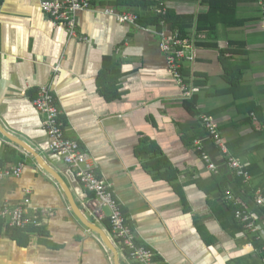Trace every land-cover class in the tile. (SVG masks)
<instances>
[{
  "label": "crops",
  "instance_id": "obj_1",
  "mask_svg": "<svg viewBox=\"0 0 264 264\" xmlns=\"http://www.w3.org/2000/svg\"><path fill=\"white\" fill-rule=\"evenodd\" d=\"M41 1L0 0V163H24L20 176L0 179V204L18 206L29 197L31 212H52L23 235L0 228V264H116L115 253L75 214L54 175L115 243L119 264H138L91 215L86 202L93 194L76 170L51 150L45 116L33 103L43 86L61 109L66 135L80 142L98 177L111 184L140 244L166 264H264L255 234L232 210L234 204L255 213L264 241V209L255 200L257 191L264 195L261 0H237V20L244 23L218 24L217 47L204 46L212 39L197 31L198 16L209 11L205 0H162L177 15L195 18L185 38L167 22L162 28L151 23L161 0H91L92 8L78 13L76 36ZM108 10L136 13L138 22H122ZM181 39L195 52L181 71L196 87L198 114L186 106L168 69L164 44ZM221 50L240 75L234 85L224 78ZM200 114L220 124L231 153L248 164V182L229 167ZM196 139L217 172L208 168Z\"/></svg>",
  "mask_w": 264,
  "mask_h": 264
},
{
  "label": "built area",
  "instance_id": "obj_2",
  "mask_svg": "<svg viewBox=\"0 0 264 264\" xmlns=\"http://www.w3.org/2000/svg\"><path fill=\"white\" fill-rule=\"evenodd\" d=\"M261 3L264 4V0H261ZM41 6L57 24L67 27V30L74 36L77 35L78 13L92 8L91 0H42ZM156 10L160 14H166L167 8L163 2H160ZM107 12L116 14L122 22L137 24L139 19V15L133 12L115 13L109 10ZM168 44H164V50L168 54L169 72L174 75L181 85L184 97L190 98L196 92V87L185 81L181 68L182 62L184 63L185 60H194V48L187 45L182 39L174 40L172 44ZM33 103L37 110L45 116L44 125L49 136L51 150L64 158L65 162L76 170L77 176L84 183L87 190L93 194L86 202L91 215L100 224L105 220H109L112 235L121 241L123 247L129 252L128 257L136 263L166 264L154 249L138 242L136 231L125 216L122 204L112 190L111 184L98 177L96 173L97 165L87 151L82 148L80 142L66 135L64 123L60 116L61 109L55 103L48 86L41 87L38 94L33 98ZM201 119L209 137L217 142L225 154L229 167L248 182L251 179V174L247 170L248 164L231 153L222 137L220 124L206 114L201 115ZM195 145L202 152L208 168L217 172L219 166L212 161L204 150L202 140L196 139ZM23 170L24 163L22 162L14 166H0V179L9 176H20ZM229 198H232V195H229ZM255 200L259 206L264 207V195L260 190L255 193ZM30 202V198L27 197L24 204L18 206H11L8 202L1 203L0 222L3 220L5 227L41 226L42 217L50 215L52 211L48 208L35 207L31 212ZM107 209L109 212L106 211ZM235 216L244 224L247 230L257 235L258 239L262 238L258 227V216L255 213L245 208H238L235 211ZM262 248L264 250V246Z\"/></svg>",
  "mask_w": 264,
  "mask_h": 264
},
{
  "label": "trees",
  "instance_id": "obj_3",
  "mask_svg": "<svg viewBox=\"0 0 264 264\" xmlns=\"http://www.w3.org/2000/svg\"><path fill=\"white\" fill-rule=\"evenodd\" d=\"M164 1V0H163ZM127 1L120 0V3H126ZM161 1H158V5H160ZM205 2L209 5V11L208 13H204L200 16H198V22H197V31L199 33H207V35L212 39V42H205L203 45L206 47H217L216 39L218 37L217 32V25L220 23H224L227 25H233L236 23H244V20L238 21L237 18V0H205ZM164 3V2H163ZM164 5L167 8L166 14H158L154 13L152 22L156 24L159 28H162V22H167L171 25V28L173 30H177L180 33L181 38L189 37L188 31L191 29L194 25L195 18L190 15H177L176 12L170 8H168V5L164 3ZM234 19V21H233ZM221 53L223 54V61L225 64L226 74L224 75L225 80L229 83V85H234L238 82L240 75L234 73L233 71H236L234 69V66L231 67L229 65V56L226 55L227 51L221 50ZM226 56V57H224ZM232 59L230 58V61ZM183 72V71H182ZM184 75V74H183ZM185 81H187L185 79ZM195 94V93H194ZM194 97L186 98V106L190 109V111L194 114H198V110H196V99L195 95ZM203 115V114H200ZM0 166H3L2 163H0ZM248 170V167H247ZM253 194V192H251ZM242 208L237 205L232 204V210L233 213H235L236 209ZM264 209V207H263ZM236 220V219H235ZM237 222H239L237 220ZM105 227L108 229V231L112 232L111 225L109 221H104ZM4 221L1 220L0 222V228H3L5 226ZM244 226V224H243ZM11 232H15L16 234L23 235L24 233H27V231L35 230V226H29L26 228H17V227H6ZM39 228V227H38ZM254 240L256 243V246L261 248L264 246V241L257 238V235H254ZM120 242L119 240H117ZM123 246V245H122ZM124 253L129 256V252L126 248H122Z\"/></svg>",
  "mask_w": 264,
  "mask_h": 264
},
{
  "label": "water",
  "instance_id": "obj_4",
  "mask_svg": "<svg viewBox=\"0 0 264 264\" xmlns=\"http://www.w3.org/2000/svg\"><path fill=\"white\" fill-rule=\"evenodd\" d=\"M28 152L33 154V156L36 158V155H35L34 152H32V151H28ZM40 164H42L41 166L44 168V170H46L50 174L54 175V172L52 170H50V168L48 166H46L41 160H40ZM54 176L58 180V182H60V184L63 186L64 190L66 191L67 195L69 196V200H70V203L72 205V209L74 210L75 214L79 217V219L83 222V224L85 226H87L91 230L99 233L102 236V238H103L104 242L106 243V245L109 247L110 250H112V252L115 253V256H117L116 264H119V262H118V249H117L115 243L110 239V237L108 236L106 231L100 225L91 222L86 216H84V214L81 211L80 207L73 200V198H72L67 186H65L63 184V182L61 181V179L57 175H54Z\"/></svg>",
  "mask_w": 264,
  "mask_h": 264
},
{
  "label": "rangeland",
  "instance_id": "obj_5",
  "mask_svg": "<svg viewBox=\"0 0 264 264\" xmlns=\"http://www.w3.org/2000/svg\"><path fill=\"white\" fill-rule=\"evenodd\" d=\"M106 211L109 212L108 209Z\"/></svg>",
  "mask_w": 264,
  "mask_h": 264
}]
</instances>
